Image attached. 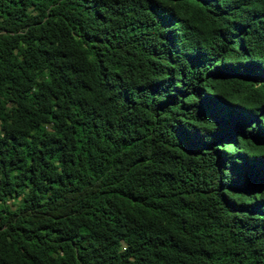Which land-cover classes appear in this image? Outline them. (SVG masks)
I'll list each match as a JSON object with an SVG mask.
<instances>
[{"label": "trees", "instance_id": "1", "mask_svg": "<svg viewBox=\"0 0 264 264\" xmlns=\"http://www.w3.org/2000/svg\"><path fill=\"white\" fill-rule=\"evenodd\" d=\"M0 264H264V0H0Z\"/></svg>", "mask_w": 264, "mask_h": 264}]
</instances>
